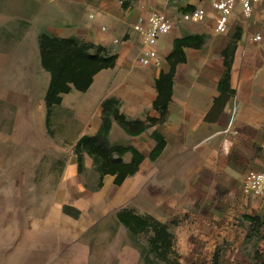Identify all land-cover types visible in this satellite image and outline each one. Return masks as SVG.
<instances>
[{"label":"crops","instance_id":"0c3cea01","mask_svg":"<svg viewBox=\"0 0 264 264\" xmlns=\"http://www.w3.org/2000/svg\"><path fill=\"white\" fill-rule=\"evenodd\" d=\"M35 1L62 12V4L78 11L48 22L44 25L48 32L63 38H83L110 48L118 56L115 67L96 74L87 91L73 89L52 108L51 120L67 125L61 130L62 140L67 141L63 147L73 149L58 183L64 207L79 211V216L92 210L96 216L113 214L117 220L119 209L128 206L131 199L138 207L137 202L143 198L149 204L148 214L161 222L181 216L178 229L182 241L177 242V248L179 244L188 251L196 245L200 250L218 246L223 254L219 264H264V196L242 192L249 170L264 171V5L255 4L248 17L236 4L226 32L219 33L216 29L220 13L212 6L213 0ZM197 9L206 12L203 22L191 18ZM152 15L165 16L174 26L156 43L157 63L143 65L139 61L143 35L134 26L143 21L146 28ZM3 17L0 13V23ZM189 34L208 38L200 49L184 48L186 61L176 66L167 120L139 135L129 134L116 121L112 123L111 144L131 146L144 155L138 171L122 186L114 183V176L106 175L100 190H88L78 172L74 148L83 136L99 133L103 102L118 99L120 113L130 120L159 118L153 107L158 96L156 80L161 71L170 70L167 57L175 39ZM257 34L260 40L255 39ZM34 41V63L45 76L39 95L40 120L45 124V96L51 75L42 67L38 38ZM232 41L236 50L230 84L235 94L217 120L210 122L206 117L220 95L219 82L226 70L222 52ZM14 57L13 52L1 54L0 72L13 66ZM25 57L31 55L25 52ZM5 92L9 98V92ZM11 93L13 98L16 93ZM156 133L164 138L166 146L156 160H151L150 154L157 146ZM132 158L131 153L123 156L126 163ZM85 167L95 170L88 154ZM68 187L74 190L68 191ZM246 216L259 218L263 225L255 230L254 222ZM251 242L253 250L262 255L260 261L250 254Z\"/></svg>","mask_w":264,"mask_h":264},{"label":"rangeland","instance_id":"374dc122","mask_svg":"<svg viewBox=\"0 0 264 264\" xmlns=\"http://www.w3.org/2000/svg\"><path fill=\"white\" fill-rule=\"evenodd\" d=\"M61 9L35 0H0L4 15L0 56L13 52L16 57L13 66L0 72V264H145L147 237H132L113 214L96 216L90 210L75 219L63 212L66 204L59 198L58 183L73 149L63 147L67 141L62 140L61 130L67 125L52 119L50 134L40 120L39 95L45 76L33 56L34 40L46 29L44 25L65 18L69 11L78 13L66 4ZM25 52L31 57H25ZM137 206L131 199L128 207L148 213L147 200L141 198ZM180 222L181 216L165 222L174 223L180 264H213L221 258L218 246L200 250L196 245L188 251L179 244L177 248L182 241ZM250 247V254L260 261L262 255L253 250V242Z\"/></svg>","mask_w":264,"mask_h":264},{"label":"trees","instance_id":"16d2710c","mask_svg":"<svg viewBox=\"0 0 264 264\" xmlns=\"http://www.w3.org/2000/svg\"><path fill=\"white\" fill-rule=\"evenodd\" d=\"M236 34L235 39H237ZM208 36L200 34H189L174 41V49L167 57L170 65L168 72L161 71L156 80L158 92L154 101V109L159 112V118L147 117L146 120L127 119L120 113V101L110 98L103 102L102 126L95 136H83L74 148L77 157L78 172L84 178V186L94 192L103 186V178L106 175L115 177L114 183L122 186L124 182L139 169L144 160V155L131 146L112 145L109 133L113 121L118 122L129 134L139 135L145 130L156 125L163 124L168 117V106L172 100L173 84L176 66L186 61L184 48L200 49L206 43ZM42 67L50 73L51 80L45 96L47 115L45 126L51 134V113L54 106L62 103V95L76 89L81 92L87 91L94 81V77L104 69L113 68L116 65L117 54L110 48L87 42L79 37H58L46 29L38 35ZM236 50L235 41L222 52L226 70L219 82L220 95L215 99L214 106L207 121L217 120L223 112L227 102L235 94L231 88V68ZM157 146L150 154L151 160H156L166 146V141L160 134H154ZM127 153L133 155L132 161L126 163L123 156ZM88 154L94 161V171L85 167V155ZM94 180L95 183H90ZM72 208L65 206L64 212L74 217L79 211L72 214ZM74 210V209H73ZM117 221L124 226L132 237L144 235L147 237L148 249L143 257L145 264H180L179 254L175 249V234L172 226L159 221L148 213H140L135 208L123 207L116 213ZM254 222V229L258 230L262 225L259 218L246 216ZM213 264H219V257L214 259Z\"/></svg>","mask_w":264,"mask_h":264},{"label":"built area","instance_id":"2783aa9c","mask_svg":"<svg viewBox=\"0 0 264 264\" xmlns=\"http://www.w3.org/2000/svg\"><path fill=\"white\" fill-rule=\"evenodd\" d=\"M236 4H240L243 13L249 17L252 14L253 6L255 4L264 5V0H213L212 6L220 13L217 20V32H226L228 19ZM191 18L194 21L203 22L206 18V12L197 9L191 14ZM142 22L134 26V30L143 35V47L139 61L143 65H151L158 61V53L155 48L158 39L169 34L174 23L162 15L150 16L146 22V28L143 27ZM255 39L260 40L261 35L257 34ZM233 114H236V111H233ZM242 192L245 195L264 196V171L249 170L245 176Z\"/></svg>","mask_w":264,"mask_h":264}]
</instances>
